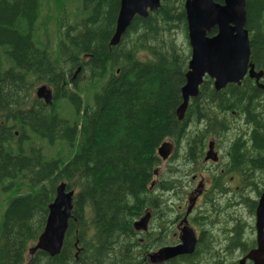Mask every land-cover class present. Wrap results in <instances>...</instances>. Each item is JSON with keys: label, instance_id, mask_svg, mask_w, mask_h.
Segmentation results:
<instances>
[{"label": "trees", "instance_id": "trees-1", "mask_svg": "<svg viewBox=\"0 0 264 264\" xmlns=\"http://www.w3.org/2000/svg\"><path fill=\"white\" fill-rule=\"evenodd\" d=\"M76 3L69 22L44 16L51 4L64 9L62 0H0V183L14 194L0 221V264H151L161 243L134 224L149 212L150 224L158 217L167 226L185 201L181 181L209 171L210 140L226 153L211 172L201 223L231 235L226 259L256 248L243 238L255 228L241 211L254 218L264 191V89L247 76L218 91L206 77L179 120L191 59L185 0H161L115 46L121 0ZM246 11L250 60L264 72V0H246ZM43 86L51 103L38 96ZM42 140L60 141L63 155L48 159ZM164 142L174 144L167 161ZM61 183L75 192L62 251L30 256ZM200 243L166 264H223L215 245Z\"/></svg>", "mask_w": 264, "mask_h": 264}, {"label": "water", "instance_id": "water-1", "mask_svg": "<svg viewBox=\"0 0 264 264\" xmlns=\"http://www.w3.org/2000/svg\"><path fill=\"white\" fill-rule=\"evenodd\" d=\"M161 0H121L116 23L115 34L111 45H117L127 32L134 19L139 16L147 18L149 13L159 9ZM186 19L188 24V40L191 48L186 83L182 88V104L177 110L179 120H183L191 99L199 94L206 77L214 81L218 91L229 84H241L245 77L255 79L258 86L264 72H257L251 63V45L247 25L246 0H185ZM216 34L210 36V32ZM38 96L47 103L52 101V92L43 86ZM174 150L172 142H164L159 156L166 161ZM205 160L217 161L213 152V144L209 146ZM157 174V173H156ZM75 192L67 191L66 184L57 187L54 201L49 206V215L43 233L36 244L29 250L30 256L36 251H44L50 256H58L62 251L65 236L72 218L73 198ZM151 214L146 213L135 222L136 231L146 232ZM257 248L252 250L248 258L253 264H264V191L256 209ZM182 243L177 246H166L150 253L149 263L159 264L182 255L195 252L197 237L193 229L185 226L182 229Z\"/></svg>", "mask_w": 264, "mask_h": 264}, {"label": "flooded vegetation", "instance_id": "flooded-vegetation-1", "mask_svg": "<svg viewBox=\"0 0 264 264\" xmlns=\"http://www.w3.org/2000/svg\"><path fill=\"white\" fill-rule=\"evenodd\" d=\"M218 160L217 161H210L213 162L214 164L218 163L220 160V153L217 154ZM205 162H207V160H205ZM210 162H208L207 164H209ZM213 169H220V167L217 168H211L209 169L210 174H208L207 177L210 178V180L208 181L210 183L209 187L206 188V186L204 188H200L202 187L201 184H197L196 182L199 181L202 177L203 174H200L198 178H194L193 183H191V181L186 182L187 183V187L186 188V194L184 196L185 197V201H186V205L185 206H179L178 208H171V213L168 215L169 217L166 216V220L168 221V224L165 228L160 227L159 225H161L158 221V217L154 219V225L151 226V224L149 223V227L148 230L144 233H148L151 240L153 242H157L160 241L161 246L156 248L155 250H153L152 252H156L159 249L166 247V246H177L180 245L182 243V229L185 226L190 227L191 229H193L194 233L196 234L197 237V245L201 244L200 242L209 240L210 243H212L213 245L219 246V247H223L226 244H230V237L231 235H226L225 230L221 231L217 228H204V223L202 222V214L201 212V207L204 204V198L206 197V195L208 194V191L213 187V175H212V170ZM234 182V178H231V181H229L228 183L232 184ZM158 183V181L155 182V184ZM204 185V183H203ZM173 198V197H171ZM197 199V200H196ZM171 202V200H169ZM175 203V202H172ZM177 203H179V201L177 200ZM192 204V205H191ZM151 214V213H150ZM173 216V218H171ZM152 218V215H151ZM253 227L255 228L254 233L255 235L252 236L256 242L257 245V230H256V219H255V226L253 225ZM247 237H243V238H250V235L247 233L246 234ZM196 245V247H197ZM257 248V246H256ZM256 248H252L250 249L248 252L246 253H242V251H238L234 253V257L237 258L238 255L239 256V260H235L232 264H253V262L248 258V255L250 254V252ZM196 250V249H195ZM192 255V254H191ZM186 256H190L189 255H182V256H178V257H186ZM175 257V258H178ZM222 259H223V264H228L227 263V259L222 255ZM173 258V259H175ZM170 259V260H173ZM189 261V259H188ZM166 262H162L159 264H166ZM201 264V261H199ZM152 264V263H151Z\"/></svg>", "mask_w": 264, "mask_h": 264}, {"label": "rangeland", "instance_id": "rangeland-1", "mask_svg": "<svg viewBox=\"0 0 264 264\" xmlns=\"http://www.w3.org/2000/svg\"><path fill=\"white\" fill-rule=\"evenodd\" d=\"M62 2H64V4H65V8L64 9H62V10H57L56 9V7H55V5L53 4H51V8H50V11H51V9H52V11L53 12H49V8H47L45 11H44V16L46 17V18H48V19H50V15H54L55 17H57V19H62L64 16H67V20L69 21V22H71L72 21V19L70 18L71 17V14H72V12L74 11V8H75V6L77 5V0H62ZM44 33V32H43ZM42 33V34H43ZM52 33V30H51V32H50V34ZM45 35V38H46V40H47V44L50 46V45H53L55 42H56V37L54 36V34L52 33L51 35H49V34H47V33H45L44 34ZM211 142H210V144L212 143L213 144V152L216 154H219L220 153V159H221V156L222 157H224L223 155H224V153H226V151H225V144H222V148L221 149H218V147H217V143L214 141V140H210ZM40 143V142H39ZM41 145H42V147H43V152H44V155L48 158V159H53V158H58V157H60V156H62L63 155V153H64V147H63V145L61 144V142L60 141H57L56 143H54V144H50L48 141H46V140H42L41 141V143H40ZM210 144H209V146H210ZM209 146H208V150H209ZM207 150V151H208ZM173 152H174V150H173ZM172 152V153H173ZM71 156V155H70ZM222 161H224V158H222ZM165 166V165H164ZM208 166L209 167H211V168H213L214 167V163H209L208 164ZM166 170L168 169V167H166L165 168ZM166 172V171H165ZM208 174H210L209 172H207V171H205V172H203V177L199 180V181H197L196 182V185L199 183V184H201L202 185V187H200V188H204L205 186H206V188L207 187H209V185H210V183L208 182L209 180H210V178L209 177H207L206 178V176H208ZM156 181H158L157 179H156ZM155 181V182H156ZM190 180H188V182H189ZM182 182V185H183V187H182V190H183V193H185L184 192V190H186V188L185 187H187V183H186V181L185 180H183V181H181ZM203 183H204V185H203ZM237 180H235L231 185L232 186H235V185H237ZM5 185H7V182H5V183H0V221H1V219H2V217H3V214H4V212H5V210L7 209V206H8V203H9V201H10V199L14 196V194H13V188H11V189H9L8 191H5L4 190V186ZM186 197V196H185ZM197 200V199H196ZM172 202H175V204H179V203H177V200H172ZM171 202V203H172ZM186 205V201H183L182 202V206H185ZM192 205V204H191ZM201 209H203L202 207H201ZM242 209V208H241ZM240 210V209H239ZM241 213H242V217L243 218H246V220L250 223V224H252V225H254L255 226V219H256V217H254V218H252V217H249L247 214L245 215V212L244 211H241ZM171 218H173V216L171 217ZM155 223L154 222H152V224H151V226L152 225H154ZM251 225V226H252ZM252 228L250 227V228H247L246 229V232L250 235V237H252V236H254L255 235V233H254V230H251ZM256 236V235H255ZM255 238V237H254ZM229 244V243H228ZM228 244H226V245H228ZM225 245V246H226ZM224 246V247H225ZM216 249L222 254V255H225V252H224V250H223V247H219V246H216ZM153 253V252H152ZM239 256L240 255H238L237 256V258H235L234 256H227V263L228 264H231V263H233L235 260H239ZM205 264V263H204Z\"/></svg>", "mask_w": 264, "mask_h": 264}]
</instances>
